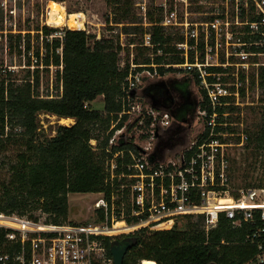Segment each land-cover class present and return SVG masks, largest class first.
<instances>
[{"label": "built area", "instance_id": "obj_1", "mask_svg": "<svg viewBox=\"0 0 264 264\" xmlns=\"http://www.w3.org/2000/svg\"><path fill=\"white\" fill-rule=\"evenodd\" d=\"M223 1L217 5L212 0H132L137 24L143 28L140 43L117 41L119 55L131 49L123 85L124 108L119 117L134 114L137 127L145 128L142 134L148 141L168 128L173 119L170 111L154 105L149 97L148 102L140 101L138 88L159 77V67H171L174 70L169 73L187 75L196 87V119L201 121L202 133L208 128L207 136L200 142L198 138L191 141L175 157L165 160L150 158L153 152L145 154L151 149L150 143L143 147L144 153L138 148L137 153L128 151L130 161L121 163L120 173H116V158H123L124 151L115 152L107 169L109 180H122L120 194L112 193L109 200L101 194L93 203L89 222L54 223L0 211V229L6 230L4 244L0 245V264H114L108 244L124 235L170 230L187 217H201L207 233L217 225L219 215L233 228L245 225L250 229L246 240L257 248L255 261L250 263L264 264V163L257 182L235 188L228 151L234 143L224 139L229 132L214 130L232 126L222 119L233 113L230 107L254 103L264 107V79L260 78L264 73V0H231V9L228 0ZM192 2L212 5L209 11L200 12L201 19L190 20L187 8ZM149 11L159 14V22L148 20ZM75 14L81 22L77 30L93 34L94 40L107 37L99 27L96 31L86 29V24H94L83 12ZM99 24L115 25L112 21ZM154 26L173 38L167 52L152 39ZM108 32L116 33L119 39L128 34L115 29ZM57 35L61 37V32ZM136 46L147 48L150 63L134 61L132 49ZM57 52L61 55V48ZM155 56H178L182 61L158 63ZM125 64L121 62L119 67ZM250 71V84L257 92L262 88L263 95L259 99L257 94L256 102L241 101L249 90ZM122 130L114 131L109 146L117 143Z\"/></svg>", "mask_w": 264, "mask_h": 264}, {"label": "trees", "instance_id": "obj_2", "mask_svg": "<svg viewBox=\"0 0 264 264\" xmlns=\"http://www.w3.org/2000/svg\"><path fill=\"white\" fill-rule=\"evenodd\" d=\"M107 1L115 13L113 23H122L125 29L133 31L126 30L124 33L139 34L141 37L143 28L137 24L139 21H136L133 13L132 0ZM76 16L68 17L75 19ZM148 20L159 22V14L149 11ZM35 30L40 31L43 36V53H40L39 48L33 51L36 67L31 78L18 82L13 77V71L0 67V151L11 146L14 151L13 160L8 167V177L0 179V211L25 215L27 207H32L47 214L49 221L59 223L67 219L69 193L100 192L107 200L114 192L120 194L119 184L122 180L117 177L109 180L105 161L108 162L115 152L123 150V158H116V173H120L121 163L130 161L128 151L137 153L131 139L123 136L116 144L109 146L108 143L114 131L127 118L126 114L121 118L118 116L124 108L123 85L128 72V61L123 68L119 67L121 48L113 38L101 37L94 40L93 34L67 28L61 30L60 37L54 35L58 29L47 25ZM19 34L15 35L18 43L21 41ZM140 37L130 38L129 42L140 43ZM152 39L159 43L163 52L170 49L168 44L173 40L157 26L152 27ZM176 40H180V37ZM30 48L27 43L24 45V52L28 53ZM59 48L61 55L57 52ZM135 49L139 51L134 55L136 63H150L149 56L139 58L143 52L148 53L147 48L136 46ZM165 58L155 56L154 60L158 63L162 60L165 63L182 61L178 56ZM38 66H43L44 69L50 66L57 68L56 79L60 91L55 96H41L38 93ZM173 70L171 67H159L158 73L164 76L166 72ZM27 77H30L29 73ZM260 78L264 79L263 72ZM177 81L178 79L173 78L151 82L142 92L154 105L168 109L174 119L178 117L180 121H187L192 116L197 101L191 97V81L187 75L179 79L187 85L186 89L176 88ZM171 91L175 92L176 98L170 94ZM98 96L103 99L101 110L91 106V102ZM206 102L204 99L203 104ZM182 108L185 113L181 114ZM230 108L232 110L235 107ZM217 109L223 110L222 107ZM208 112H211L210 108ZM41 113L54 115L59 119L71 118L74 122L70 125L58 124L53 135L39 140L37 129ZM148 124L149 119H146L145 126ZM214 130L236 132L232 126H217ZM207 134L208 128L198 136V142ZM246 136L247 145L255 152L263 150L264 113L260 115L256 130L246 131ZM92 140L97 141L95 146L90 143ZM160 146L161 144H157V148ZM155 156L154 151L150 158ZM183 220H186L183 228H179L178 223L170 230L149 234L141 230L124 235L109 243L108 251L110 253L112 247H122L127 243L122 264H249L255 261L257 248L246 240V235L250 232L247 226L233 228L223 215H219L217 225L206 233L201 217L197 222H192L189 217ZM5 233L6 230L0 229V245L4 244Z\"/></svg>", "mask_w": 264, "mask_h": 264}, {"label": "rangeland", "instance_id": "obj_3", "mask_svg": "<svg viewBox=\"0 0 264 264\" xmlns=\"http://www.w3.org/2000/svg\"><path fill=\"white\" fill-rule=\"evenodd\" d=\"M53 0H0V67L7 68L8 70L13 71V77L17 79L18 82L22 81L25 78H31L33 70L35 69L34 54L33 51L40 49V53H43L42 49V34L40 31L37 32L36 28H40L42 25H48L58 29L57 32H54V35H57L61 32L62 29L67 28L69 20L66 17L76 16V12H83L86 16V20L89 23L94 25L86 24V29L88 30H99L102 35L109 38H113L116 41L128 42L130 38L138 39L139 34L128 33L122 39H119L116 33H109V30L123 31L128 30L133 32L131 29H125L122 23L116 24L114 26H104L102 22L109 23V21H114L115 13L112 10L111 4L107 0H62L58 2L61 8L67 13L65 19L62 21H55L57 24H52L49 22L48 15V5ZM152 0H149L151 3ZM234 1V0H233ZM57 2V1H53ZM223 0H212V3L217 5H222ZM238 2H243V0H238ZM212 4L206 3L202 6H198L197 3L192 2L187 8L189 11L188 19L197 20L201 19L200 12L209 11ZM228 6L231 9V0H228ZM133 13L135 11L133 9ZM69 18V17H68ZM72 18V17H71ZM108 18V19H107ZM73 20L75 19L72 18ZM136 21H139V18L136 16ZM73 22V21H72ZM76 22V21H75ZM48 23V24H47ZM81 23V22H80ZM97 23L100 26H96ZM73 26L72 29L79 27ZM130 25V24H129ZM67 26V27H66ZM99 27V29H98ZM68 28V29H71ZM20 33L21 41H18L15 38V35ZM28 33V34H27ZM39 33V34H37ZM12 35V36H10ZM50 39V38H49ZM119 39V40H118ZM29 43L30 51L28 53L24 52V45ZM133 50V57L138 50L135 48ZM130 48L124 50V54L119 55V62L125 63L130 59ZM148 53L142 54L139 58L147 56ZM124 60V61H123ZM38 93L41 96L51 95L55 96L60 91L58 88V82L56 79V67L50 66L48 69H44L43 66H38ZM30 77H27V75ZM248 79L249 90L245 93V97L241 98V101L245 102H256L257 94L259 99L262 97V88L256 91L251 82V73ZM177 75L172 73H166L164 76L155 77L146 81L145 85L138 88V97L140 101H146L147 96L142 92L143 88L146 87L149 83L155 81H167L173 78L178 79L177 84L175 85L178 89H186L187 85L179 81L176 77ZM189 90L191 91V97L195 100L197 99V90L192 83L189 85ZM170 94L175 96V92L171 91ZM144 102V103H146ZM180 103V102H178ZM91 106L94 109L101 110L103 107V99L101 96H98L94 101L91 102ZM197 107H195L192 116L189 117L187 121H180L179 118H173L171 124L168 128L162 129L159 131L157 137L154 140L147 139V136H143V130L145 128L137 127V120L135 115H126L123 125L121 126L123 130L119 134V137L123 136L124 138L131 139L136 148L142 149V153L145 152L144 146L151 144V149L146 151L145 154H150L151 152H156V157L161 160L167 158L175 157L178 153L183 151L191 141H194L202 133V127L200 126L201 121L197 120ZM182 113H185V109H181ZM229 110V108H228ZM233 113L229 116L222 117L224 121H237L230 122L232 127L235 129V133L228 134L224 139L230 143H234L233 146H230L229 158L231 164V173L233 176V186L235 188L246 186L250 183H255L259 180L261 175V167L264 163V151L255 152L251 146L247 145V136L246 131H255L256 126L260 123V115L264 113V107L259 106V104H244L243 106H238L232 109ZM240 112V113H238ZM238 113V114H237ZM180 114V116H181ZM118 118H121V116ZM74 122L71 120H62L58 117L50 114L41 113L39 115V128L37 129L38 135L37 138L42 140L45 136H50L54 134V129L58 124L70 125ZM112 124L111 126H114ZM236 137H239L237 139ZM102 135H100L99 140H101ZM90 143L95 146L97 141L92 140ZM157 144H161L157 148ZM157 148V149H156ZM14 157V151L12 146L5 151H0V179H6L8 177V167L12 162ZM107 160L105 161V167L107 169ZM108 170V169H107ZM102 193H69L67 196L68 203V212L66 222L73 223H83L89 222L92 220V209L94 201L101 196ZM25 216L36 217L38 219L48 220V215L42 213L39 209L32 207H27ZM192 222L199 221V217L190 218ZM186 223V220H179L178 227L183 228Z\"/></svg>", "mask_w": 264, "mask_h": 264}, {"label": "bare ground", "instance_id": "obj_4", "mask_svg": "<svg viewBox=\"0 0 264 264\" xmlns=\"http://www.w3.org/2000/svg\"><path fill=\"white\" fill-rule=\"evenodd\" d=\"M48 15H49V22L52 24H57L55 21H62L65 19V13L64 10L61 8L60 4L58 2H50L48 5ZM67 20H69V24L67 25L69 28H73V26H77L76 24H79V27L81 26V23L78 22V20H73L71 17H66ZM73 21V22H72ZM76 21V22H75ZM71 28V29H72ZM77 28V27H76Z\"/></svg>", "mask_w": 264, "mask_h": 264}, {"label": "water", "instance_id": "obj_5", "mask_svg": "<svg viewBox=\"0 0 264 264\" xmlns=\"http://www.w3.org/2000/svg\"><path fill=\"white\" fill-rule=\"evenodd\" d=\"M127 247H128V244L126 243L122 247L115 246L110 249V253L113 258L114 264H122V258H123V255ZM250 264H256V263H250Z\"/></svg>", "mask_w": 264, "mask_h": 264}, {"label": "crops", "instance_id": "obj_6", "mask_svg": "<svg viewBox=\"0 0 264 264\" xmlns=\"http://www.w3.org/2000/svg\"><path fill=\"white\" fill-rule=\"evenodd\" d=\"M67 14H69V13H67V12L65 11V15H67ZM62 120H71V121H73V119H71V118H62Z\"/></svg>", "mask_w": 264, "mask_h": 264}, {"label": "clouds", "instance_id": "obj_7", "mask_svg": "<svg viewBox=\"0 0 264 264\" xmlns=\"http://www.w3.org/2000/svg\"><path fill=\"white\" fill-rule=\"evenodd\" d=\"M70 14V13H69Z\"/></svg>", "mask_w": 264, "mask_h": 264}]
</instances>
